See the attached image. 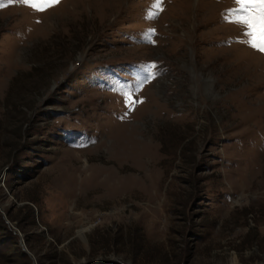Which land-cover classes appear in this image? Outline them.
I'll return each instance as SVG.
<instances>
[{
    "label": "rangeland",
    "instance_id": "374dc122",
    "mask_svg": "<svg viewBox=\"0 0 264 264\" xmlns=\"http://www.w3.org/2000/svg\"><path fill=\"white\" fill-rule=\"evenodd\" d=\"M0 3V264H264V54L234 0Z\"/></svg>",
    "mask_w": 264,
    "mask_h": 264
},
{
    "label": "snow or ice",
    "instance_id": "6c2138e0",
    "mask_svg": "<svg viewBox=\"0 0 264 264\" xmlns=\"http://www.w3.org/2000/svg\"><path fill=\"white\" fill-rule=\"evenodd\" d=\"M15 0H9V3ZM25 6L32 7L35 11H46L48 8L57 5L60 0H19ZM163 0H154L152 9L146 14V19H155L159 11L163 10ZM235 8L229 9L224 13V20L226 23H232L241 27L242 36L244 39L237 42L245 43L253 50L264 54V0H234ZM5 5L0 3V7ZM154 35V30L146 33L148 41ZM155 65H146L145 70L151 74V70ZM147 82V80H145ZM126 101L132 100L133 93H125ZM142 102V101H141Z\"/></svg>",
    "mask_w": 264,
    "mask_h": 264
},
{
    "label": "water",
    "instance_id": "95a60500",
    "mask_svg": "<svg viewBox=\"0 0 264 264\" xmlns=\"http://www.w3.org/2000/svg\"><path fill=\"white\" fill-rule=\"evenodd\" d=\"M23 248H22V250H23V252L25 253V254H27L28 256H30L33 260H34V258L32 257V255L28 252V250L26 249V247H24V246H22Z\"/></svg>",
    "mask_w": 264,
    "mask_h": 264
}]
</instances>
